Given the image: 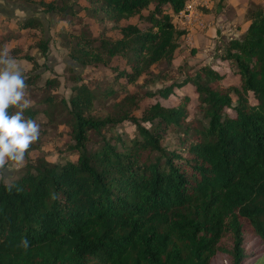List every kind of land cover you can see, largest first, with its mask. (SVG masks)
<instances>
[{"label": "trees", "instance_id": "1", "mask_svg": "<svg viewBox=\"0 0 264 264\" xmlns=\"http://www.w3.org/2000/svg\"><path fill=\"white\" fill-rule=\"evenodd\" d=\"M78 1L38 5L73 22L81 17ZM87 1L82 9L92 22L62 33L68 55L94 68L123 59L130 69L115 67L110 79L75 74L68 98L54 91L56 79L37 87L44 96L23 110L25 117L63 116L73 139L65 150L76 158L33 157L19 178L0 179V264H211L220 254L230 264H245V230L264 245V3H251L248 25L219 55L240 85H223L224 74L201 62L184 79L134 91L129 85L138 86L142 75L172 64L179 38L188 34L174 17L188 0ZM213 1L206 11L216 13L229 2ZM135 16L145 24L123 23ZM16 22L44 31L36 16ZM114 30L120 37L110 36ZM30 46L45 54L50 39L43 35ZM167 74L156 71L155 81ZM39 77L30 72L25 84L34 86ZM188 83L199 94L200 120L188 119L189 97L175 104L156 99L141 115L125 109L145 96L166 99ZM109 98L125 104L122 114L94 115L96 101ZM125 120L135 126L133 136L115 130ZM171 132L177 139L169 147ZM33 149L40 148L32 142L25 155Z\"/></svg>", "mask_w": 264, "mask_h": 264}, {"label": "rangeland", "instance_id": "2", "mask_svg": "<svg viewBox=\"0 0 264 264\" xmlns=\"http://www.w3.org/2000/svg\"><path fill=\"white\" fill-rule=\"evenodd\" d=\"M7 1L0 0V5H2L0 6V48L6 46L9 49V55L18 61L24 76H27L30 72L40 75L36 85L31 87L26 85L25 87V98L29 99L30 104L44 96V92H39L37 87H44L49 79L58 80V87L54 91L60 97L65 96L68 98L71 95L72 87L76 84V80L73 78L75 74H82L84 80L91 78V76H104L110 79L113 76L112 74H114L113 69L115 67L130 69L123 59H114L109 66L94 68L82 65L68 55V49L65 48L61 39L62 33L69 28H73L75 31L79 30L84 26V23L92 22V19L82 9L83 5L88 4L87 0L78 1L81 8V17H68L74 19L73 22L61 21L55 13L49 12L43 6L38 5L40 0H28V2L25 0H9L10 3L16 4L15 7L13 6L14 11L11 10L10 6H7ZM187 3H189L188 6L190 7V11L187 14L188 34L179 38L180 49L176 52L172 64L168 65L163 62L155 66L152 73L142 75L138 86L129 85L131 90H155L161 86L169 85L175 78L181 80L187 74L194 73L196 66L201 62L211 63L214 69L224 74L223 85H240L239 76L219 60V55L223 52L228 40L240 36L248 25L247 13L251 3H264V0H229L228 5L219 9L218 12L215 11L216 13L206 11L213 9L215 4L213 0H188ZM29 16L39 17L43 22L44 31L42 29L36 31L34 29L18 28L16 19H24ZM123 23L142 26L145 24L138 16L124 20ZM92 29L96 30L97 26L93 25ZM5 33L7 34L6 36H4ZM43 35L50 39L49 50L45 54L38 47L30 46L34 40L39 39ZM120 35L119 31L116 30L110 32V36L114 39L120 37ZM193 49L197 50L195 54L192 53ZM26 54H31L35 57V61L28 57L26 58ZM180 68L182 69L180 70ZM156 71H166L168 73L167 78L160 77L155 81ZM185 71L187 73H184ZM122 82L125 83L126 80ZM173 90L166 99L159 96H145L139 101L138 107L133 103L129 104L128 107L125 106V109L131 106L135 108L136 114L141 115V110L156 99L161 100L164 104H175L178 100L189 97L187 104L188 119L200 120L203 117V113L199 109V94L195 86L188 83L184 86H175ZM118 100L119 98L99 99L96 101L92 113L96 116L108 113L119 116L122 114L125 104H118ZM227 111L233 114L232 109ZM36 120L40 125V136L34 143L40 149H33L27 156L25 155L22 163L9 161L7 165L2 166L0 179L5 182H12L19 178L25 171L26 164L30 163V158L42 155L49 161H60L67 157L76 158L75 153L71 154L65 150V144L73 139L67 125L63 123V116L58 115L54 118L39 112ZM115 130L123 132L125 136H133L136 133V128L131 124L130 120H125L119 126H116ZM176 139V135L171 132L167 136L165 144L171 147ZM244 234L246 238L245 248L248 254L245 264H255L258 257L264 258V245L255 243L254 233L250 229L245 230ZM225 239L231 242V235H227ZM211 264H230V259L220 254ZM257 264H261V261Z\"/></svg>", "mask_w": 264, "mask_h": 264}, {"label": "clouds", "instance_id": "3", "mask_svg": "<svg viewBox=\"0 0 264 264\" xmlns=\"http://www.w3.org/2000/svg\"><path fill=\"white\" fill-rule=\"evenodd\" d=\"M25 87L18 61L9 55L6 46L0 48V166L9 161L22 163L26 150L40 136V125L24 115L23 110L30 106ZM10 106L15 110L10 111ZM20 244L27 249V238H22Z\"/></svg>", "mask_w": 264, "mask_h": 264}, {"label": "built area", "instance_id": "4", "mask_svg": "<svg viewBox=\"0 0 264 264\" xmlns=\"http://www.w3.org/2000/svg\"><path fill=\"white\" fill-rule=\"evenodd\" d=\"M189 3L186 4V6L184 7V9L175 15L174 17V23L177 27H185L187 28L189 25L187 24V14L190 11V7L188 6Z\"/></svg>", "mask_w": 264, "mask_h": 264}, {"label": "flooded vegetation", "instance_id": "5", "mask_svg": "<svg viewBox=\"0 0 264 264\" xmlns=\"http://www.w3.org/2000/svg\"><path fill=\"white\" fill-rule=\"evenodd\" d=\"M12 2H13V1H12ZM7 3H8L7 6H10V7H11V10L14 11V7H15L16 4H14V3H10L9 0L7 1ZM13 6H14V7H13Z\"/></svg>", "mask_w": 264, "mask_h": 264}, {"label": "crops", "instance_id": "6", "mask_svg": "<svg viewBox=\"0 0 264 264\" xmlns=\"http://www.w3.org/2000/svg\"><path fill=\"white\" fill-rule=\"evenodd\" d=\"M0 6H2V5H0Z\"/></svg>", "mask_w": 264, "mask_h": 264}]
</instances>
